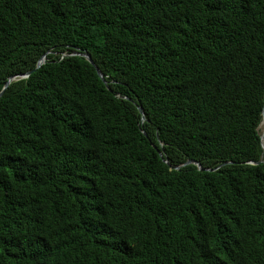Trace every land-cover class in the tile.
Segmentation results:
<instances>
[{"label":"trees","instance_id":"16d2710c","mask_svg":"<svg viewBox=\"0 0 264 264\" xmlns=\"http://www.w3.org/2000/svg\"><path fill=\"white\" fill-rule=\"evenodd\" d=\"M28 72L0 264H264V0H0V92Z\"/></svg>","mask_w":264,"mask_h":264},{"label":"water","instance_id":"95a60500","mask_svg":"<svg viewBox=\"0 0 264 264\" xmlns=\"http://www.w3.org/2000/svg\"><path fill=\"white\" fill-rule=\"evenodd\" d=\"M65 55H81V56H84L92 65H94L96 67V70L99 74V76L102 78V80L106 83V79L103 75V73L100 71V69L96 66L95 62L93 61L92 57H91V54L88 53V52H80V51H74L73 53H69V54H65ZM46 61V55H44L38 62L37 64V68L40 67L43 63H45ZM31 74V72H28V73H25V74H21V75H18V76H12L8 79V81L6 82V84L4 85L3 89L1 90L0 92V96L3 94V92L5 91V89L10 85V83L14 80L17 79V77H21V78H24V77H28L29 75ZM139 111L141 112L142 114V119H144V109L142 108V106H139ZM263 125L264 126V121L260 124V126ZM262 145H263V149H264V130L262 132ZM161 156H163V154L161 153ZM264 162V159L260 160V161H252V163L254 164H258L260 162ZM166 163L169 164L168 160H165ZM189 163H194L196 164L199 169H203V167L201 166V164L197 161H194V160H188L185 162V164H189ZM176 168H180V166H177Z\"/></svg>","mask_w":264,"mask_h":264}]
</instances>
